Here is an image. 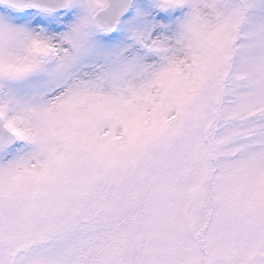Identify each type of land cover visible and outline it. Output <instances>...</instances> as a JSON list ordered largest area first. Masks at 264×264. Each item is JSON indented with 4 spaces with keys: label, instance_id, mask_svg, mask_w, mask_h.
Masks as SVG:
<instances>
[{
    "label": "snow or ice",
    "instance_id": "obj_1",
    "mask_svg": "<svg viewBox=\"0 0 264 264\" xmlns=\"http://www.w3.org/2000/svg\"><path fill=\"white\" fill-rule=\"evenodd\" d=\"M0 264H264V0H0Z\"/></svg>",
    "mask_w": 264,
    "mask_h": 264
}]
</instances>
